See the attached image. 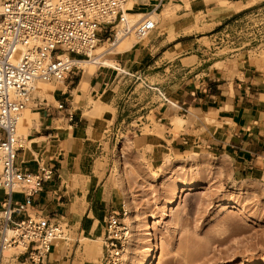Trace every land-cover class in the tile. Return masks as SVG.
<instances>
[{"label": "crops", "instance_id": "1", "mask_svg": "<svg viewBox=\"0 0 264 264\" xmlns=\"http://www.w3.org/2000/svg\"><path fill=\"white\" fill-rule=\"evenodd\" d=\"M164 4L183 2L147 1L142 8L155 6L158 12ZM208 4L202 0L194 8L177 10L171 29L114 53L115 67H99L88 76L82 73L67 79L65 90L53 98L63 104L62 109L47 102L31 111L37 117L31 120L30 144L18 153L17 163L30 171L44 166L53 175L34 196L28 212L65 224L67 230V241L52 248L47 264H92V242L103 234L107 217L122 209L121 196L109 178L115 137L128 119L124 113L127 101L112 88L119 71L131 70L141 81L139 85L164 92L166 102L147 107L141 118L148 125L152 118L163 120L160 125L165 127L169 146L209 148L230 163L235 178L264 184V64L251 58L248 51L217 58L216 47L204 43L209 37L189 30L194 27L196 13L211 11L215 20L221 17L217 3ZM170 18L159 22L169 25ZM83 82L87 83L85 90ZM98 101L102 110L86 116ZM172 108L190 122L182 124L177 133L172 132ZM207 116L213 119L212 124L205 122ZM3 196L0 188V201ZM11 198L23 200L17 193Z\"/></svg>", "mask_w": 264, "mask_h": 264}, {"label": "rangeland", "instance_id": "2", "mask_svg": "<svg viewBox=\"0 0 264 264\" xmlns=\"http://www.w3.org/2000/svg\"><path fill=\"white\" fill-rule=\"evenodd\" d=\"M201 1L190 0L189 8H184H194ZM218 1L204 0V3H210L208 7H211L217 6ZM223 4H218L221 17L216 20L211 11L206 15V12L196 13L194 27L189 30L204 32L209 37L204 43L216 47L217 58L248 51L251 58L264 64V0H224ZM140 10L145 11L142 7ZM179 11L183 12V7ZM132 12L130 9L128 13L133 21ZM232 13L235 14L224 17ZM170 17L169 25L157 21L156 29L143 40L168 27L171 29L176 20L175 13ZM218 21L220 24L215 25L214 22ZM130 35L132 41L137 42L134 32ZM113 40L112 34L108 43ZM116 56L106 53L103 57L114 59ZM115 76L112 88L117 96H123L127 101L124 113L128 119L125 128L115 137L117 143L113 148L109 178L121 196L122 208L128 210L130 221L135 220L144 227L154 214L151 219L157 223L152 233L158 238L159 252L153 264H264V184L253 179L235 178L230 163L209 148L169 146L164 137L165 127L160 125L164 121L155 122L152 118L148 125V121L141 118L147 107L166 102L164 92L160 90V94L144 84L139 85L141 81H137V75L131 70L119 71ZM68 81L48 82L54 88L51 94L33 92L35 100L29 104V110L34 111L32 108L47 102L57 106L53 98L65 90ZM172 109L175 111L170 118L172 132L177 133L190 122L180 116L185 122L174 126L172 119L177 116L178 109ZM204 120L207 124L213 123L209 116ZM182 183L193 185V189L179 192L178 207L170 212L166 209L171 198L170 188ZM233 205L244 213H237L232 208L223 209ZM162 210L167 214L164 215ZM132 226L133 223L129 227L131 249L136 242ZM65 233L67 237V230ZM103 234L91 244L92 264L100 262ZM14 252V249L5 250L4 256L9 257Z\"/></svg>", "mask_w": 264, "mask_h": 264}, {"label": "built area", "instance_id": "3", "mask_svg": "<svg viewBox=\"0 0 264 264\" xmlns=\"http://www.w3.org/2000/svg\"><path fill=\"white\" fill-rule=\"evenodd\" d=\"M129 1L0 0V264H47L52 248L67 241L63 224L28 212L53 172L44 166L19 168L18 153L29 146L31 131L19 134L18 120L35 100V82L62 83L76 77L83 72L82 62L92 60L95 47L112 34L115 38L117 28L128 23ZM156 27L157 22L145 16L133 32L143 40ZM14 193L23 200L12 201ZM124 214L122 208L107 217L99 264L123 263L130 244ZM9 249L16 252L5 257Z\"/></svg>", "mask_w": 264, "mask_h": 264}, {"label": "bare ground", "instance_id": "4", "mask_svg": "<svg viewBox=\"0 0 264 264\" xmlns=\"http://www.w3.org/2000/svg\"><path fill=\"white\" fill-rule=\"evenodd\" d=\"M168 1V0H167ZM208 2L212 0H207ZM224 0H219L217 5L224 6L223 4ZM145 2V0H130L127 4V7L133 10V18L132 21L129 19V13H127V25L125 27H118L116 31L115 38L112 42L108 43V41H103L101 45H97L95 49L90 53V56L92 58L91 61L85 60L82 62V68H83V75L88 76L90 74H93L97 68L99 67H112L113 68V60L109 58H104V54L106 53H121L124 51L129 50L134 42L131 39V33L133 32V27L139 21L145 16H148L153 21H161L163 22L165 19L169 18L172 14L175 13V11L181 9L182 7L189 8L190 6V0H182L183 5L179 4H164V6L161 8L160 11L155 12L150 11L148 13H145L140 10V7L143 6L142 4ZM181 4V3H180ZM233 5V3H230ZM153 9H155V6H152ZM147 11V9L145 10ZM118 67V66H117ZM120 70V69H119ZM87 88V83H82V90H85ZM52 86L48 85V82H42L38 81L35 82L33 85V92L37 95H43L45 93L51 94L53 93ZM103 107H101L100 102H96L93 105V108L91 111L85 112L84 114L86 116H89V114H97L102 110ZM37 116L36 113H32L29 108L27 107L21 114L18 120V131L22 134H26L29 131L30 126L32 125V118ZM174 126H180L182 123H184L183 118L180 116H174L172 119ZM159 125V124H158ZM31 140V139H30ZM29 147V146H28ZM168 156V155H167ZM166 157V156H165ZM193 185H190L189 183H182L181 185H175L172 189L171 198L169 199L166 209L171 211H174L178 206L179 197L178 194L181 191L185 190H192ZM182 188V189H181ZM175 206H177L175 208ZM163 208V207H162ZM165 208V207H164ZM224 208H232L235 209L237 213L243 214L244 212L240 207L237 205H233L232 207H223ZM125 214H124V220L127 222L126 226L129 229L130 234V224L133 223V231L134 235L136 236V242L135 247L131 249V243L127 246L126 252L124 253V259L122 264H153L154 257L159 252V242L158 238L155 237L152 233V230H154V227L156 225V221L152 220L151 218L154 216L150 215L151 218L146 221L144 227H141V224L136 223V221H130L128 216V210L127 208H124ZM163 211V210H162ZM164 212V211H163ZM162 212V213H163ZM166 215L167 213H163ZM150 219L152 220L150 223ZM65 224H63L64 226ZM131 236V234H130ZM83 242H85V238L82 239ZM98 240H94L93 242H97ZM4 254V253H3ZM6 256V255H5ZM7 257V256H6Z\"/></svg>", "mask_w": 264, "mask_h": 264}]
</instances>
